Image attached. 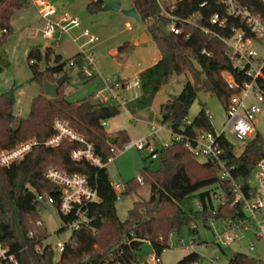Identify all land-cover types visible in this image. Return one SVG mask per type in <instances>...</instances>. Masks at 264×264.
<instances>
[{
	"label": "trees",
	"instance_id": "1",
	"mask_svg": "<svg viewBox=\"0 0 264 264\" xmlns=\"http://www.w3.org/2000/svg\"><path fill=\"white\" fill-rule=\"evenodd\" d=\"M203 1H209L208 5L199 8ZM240 2L264 19V0ZM103 5L101 0L92 1L86 9L94 14L102 11ZM27 7L28 0H0V47L11 34L10 21L14 14ZM133 8L146 24L145 32L155 43L160 59L138 74L140 95L125 103L126 110L132 116L148 110L162 87L167 86L172 78L182 77L184 83L179 94H168L169 99L160 108L161 123L167 125L172 136L193 137L212 131L210 115L205 106H201L192 120L188 119L189 109L200 92L214 96L225 107L231 97L240 94L244 84L251 82L250 77L234 67L225 44L219 39L230 38L232 28L242 29L250 36L247 27L233 19L228 20L226 30L211 27L209 19L214 14L224 15L212 0L178 1L173 14L181 18L199 14L197 24L211 28L215 35H205L197 27L181 24H178L183 28L181 35L166 32L167 21L155 0H133ZM58 42L44 50L36 47L28 52L32 81L39 84L41 92L33 99L27 118L16 117L13 113L14 89L0 95V152L31 140L39 143L22 160L7 167L0 166V242L16 256L18 264H139L138 253L146 242L160 257L168 248L167 240L171 234H179L188 228L189 234L195 236L196 228H192V225L201 223L210 229L209 221L222 222L241 217L240 206L233 204L230 182L220 181L213 163L200 162L182 142L173 138L168 146L156 150L158 169L150 171L145 167L139 177L124 185L119 195L112 188L106 167L71 159L72 151L84 148L82 144L64 139L55 147L44 146L43 143L56 134L55 121L63 122L74 134L91 144L94 154L103 164L114 159L112 150L118 151L130 142L125 131L109 134L101 125L103 121L119 115L120 104L115 101L92 106L94 95L79 101L68 100L64 89L69 77L59 88L57 98L44 96L43 82L53 84L68 70L72 73L77 68L78 76L85 84L97 78L95 75L84 76L81 71L84 58L79 53L69 60L55 55L52 66H49L50 55ZM133 47L132 43L125 42L117 48L116 56L128 53ZM43 55L48 67L41 71ZM225 74L233 78L236 87H229ZM256 83L264 94V68L262 77L257 78ZM100 85L102 88V82ZM187 121H190L189 125ZM255 134L256 138L249 141L239 156L233 155V146L227 141L220 143L229 166L235 169L232 177L245 193L252 171L257 162L264 158V140L258 133ZM109 137L117 138V142L109 144ZM50 168L86 177L100 198L98 204L87 206V215L91 219L89 226L71 231L59 260H56V254L50 247H44L41 253L36 252V248L50 237L40 217L39 211L44 205L37 201L38 195H49L55 200L53 209L64 225L56 233L68 228L73 221L72 216H62L57 210L60 190L44 177L45 171ZM139 178L141 182H138ZM143 186L150 189L149 200L134 202L126 220L120 222L115 209L116 201L124 195H137ZM214 186L227 197L225 204L214 201L209 191ZM157 199L158 211L153 212L152 205ZM195 202L202 204V211L195 209ZM39 222H42L41 226H38ZM30 233L32 238L28 237ZM125 239L129 244L125 243ZM198 259L199 255L192 252L177 264H193ZM260 262L264 264L262 260ZM256 263V258L241 253L234 254L228 260V264Z\"/></svg>",
	"mask_w": 264,
	"mask_h": 264
},
{
	"label": "rangeland",
	"instance_id": "2",
	"mask_svg": "<svg viewBox=\"0 0 264 264\" xmlns=\"http://www.w3.org/2000/svg\"><path fill=\"white\" fill-rule=\"evenodd\" d=\"M45 1L50 3L58 13L68 12L71 16L76 17L81 24V29L88 30L94 38V43L85 47L84 50L91 53L94 58L96 68L94 75L97 78L85 84L79 78L78 70L75 68L64 89L68 100L79 101L89 98L101 89L100 84L103 80L112 83H115L119 78L132 80L142 70L160 59L158 49L152 40L147 44L134 46L124 55L116 56L118 47L125 42L134 41V44L146 29L144 22L126 17L122 13L124 10L133 8V0H101L104 3L119 2L121 10L119 12L100 11L94 14L89 13L86 7L90 2L98 0ZM22 15L23 18L20 17ZM38 19V13L33 6L28 5L27 8L21 10L12 19V30L7 42L0 47V66L2 68L0 95L14 89L13 113L19 118H27L33 99L41 92L39 84L32 81V72L27 62V55L31 48L38 47L44 50L45 41L41 37ZM80 34V30H73L69 36L61 35L54 52L50 55L49 66H52L55 55H60L63 60H69L79 52L77 46L86 41L84 38H80ZM72 39H78L77 44H74ZM183 83L184 78L182 77L172 78L168 84L169 92L166 93L162 87L155 96L151 107L136 116L129 114L125 103L136 99L140 92L139 90L125 91L122 100L118 101L120 113L108 121L109 125L105 128L106 131L109 134L125 131L131 142L150 138L149 140L156 150L168 146L173 137L167 125L161 123L160 108L169 99L168 94L173 96L179 94ZM201 106H205L210 115L212 129L219 132L226 120L223 105L214 96L200 92L189 109V120L197 115ZM153 125L164 126V128L154 133ZM254 129L264 140V110L256 116ZM227 139L234 146V154L239 156L244 150L245 144L236 141L231 136H227ZM147 157L146 151L137 152L135 150L115 155L114 159L107 164L110 183H118L123 189L125 184L139 177L145 167L150 171H156L159 167L158 159L148 158L144 162ZM250 184L257 187L254 174L250 177ZM149 195V187L143 186L137 195L128 194L120 197L115 203L118 220L124 222L133 203L138 200L148 201ZM40 217L50 234L47 240L48 244L54 247L57 243L67 241L71 230L66 228L62 232L56 233L64 225L53 208L44 206ZM220 231L221 228L218 226L208 229L203 224L197 223L195 236L189 234L188 228H184L179 234H171L167 240L168 248L160 255L161 264H177L192 252L203 257H218L226 264L236 253L245 254L264 262V239L256 240L251 232L244 233L242 237L241 234L235 233L238 238L234 242L227 247L219 248L215 243ZM250 243L255 244V252L249 251ZM151 252L152 248L144 245L139 253L144 255ZM57 258L58 254H56Z\"/></svg>",
	"mask_w": 264,
	"mask_h": 264
},
{
	"label": "built area",
	"instance_id": "3",
	"mask_svg": "<svg viewBox=\"0 0 264 264\" xmlns=\"http://www.w3.org/2000/svg\"><path fill=\"white\" fill-rule=\"evenodd\" d=\"M160 8L162 16L166 19L167 24L164 30L174 35H181L183 28L179 26L187 25L197 27L205 35H215L211 28L201 27L197 24L199 14L191 15L188 18H181L173 14L175 5L178 1L182 0H155ZM214 5L220 8L224 15L220 13L214 14L209 19V25L216 27L219 30L228 29L229 19L238 20L245 24L250 36H247L242 29H231V37L224 39L219 38L226 46L229 57L234 67L244 72L251 78V82L244 84L241 87L240 94L231 97L229 103L224 107L226 120L219 132L214 130L208 132H201L193 137L184 135L172 136L174 140L182 142L184 147L200 162H211L214 164L217 177L220 181L230 182L231 193L233 195V204H237L241 209V217L231 219L228 221L214 222L209 221L208 226L214 229L216 226L221 228L220 233L217 234L216 243L217 247H227L234 242L238 237L235 233L241 234L251 232L256 240L264 239V158L259 160L252 171L257 181V187L250 184L249 188L243 192L242 187L232 177V172L235 170L233 166H229L228 160L224 157V151L221 147V141L225 140L231 144L227 136L233 137L236 141L245 144L251 141V137L255 134V118L264 110V94L256 83L257 78L262 77V70L264 68V19L253 12L252 9L243 6L240 0H212ZM209 1H203L199 4V8H205ZM28 5L33 6L39 16L42 27L40 29L41 37L48 47L54 42H58L61 35H68L73 30H80V38L86 41L78 45L79 54L84 58L81 66V71L85 77L94 75L95 62L92 54L84 50L85 47L94 43V38L89 34L86 29H81V24L76 17L71 16L68 12L58 13L57 10L47 3L45 0H28ZM78 39H72L74 44H77ZM45 48V47H44ZM73 62H71V65ZM226 81L229 87H234L235 83L233 78L225 74ZM103 87L94 94V99L100 103L115 101L118 103L122 100L120 93L129 90H139L140 82L138 76L130 79H119L115 83L111 81H101ZM236 87V86H235ZM67 89V88H66ZM187 125L190 121L186 122ZM102 127L108 126V121L101 123ZM164 126L153 125L152 131L155 133L163 129ZM54 130L56 134L46 140L43 145L46 147H55L64 139L75 141L84 146L82 149L72 151L71 159L75 162L85 161L97 167H106L112 159L106 164H103L93 151L92 145L87 144L81 137L74 134L66 124L61 121H55ZM150 139V138H149ZM149 139L140 140L138 142H128L123 147L116 151L112 150L114 155L126 153L131 150L137 152L146 151L151 160H156L158 154L156 149ZM39 143L36 140H31L22 143L11 150H4L0 152V166L7 167L20 160H22L33 147ZM232 145V144H231ZM233 146V145H232ZM166 147V146H164ZM245 148V147H244ZM233 155L234 146H233ZM236 156V155H235ZM251 174V175H252ZM44 177L57 186L60 190L59 204L57 207L58 212L62 216H72L73 221L68 224L71 231H77L82 227L89 226L91 219L87 215V206L90 204H98L100 198L97 191L89 185L88 179L81 175H69L67 173L47 169ZM251 177V176H250ZM141 182V178L138 179ZM114 192L119 195L123 192L122 187L118 184H112ZM214 196V201L218 204H225L227 197L219 190L217 186L209 189ZM37 201L45 207L53 208L55 200L49 195H38ZM194 207L197 211H202L203 206L200 202H195ZM42 215V210L39 211ZM43 222V221H42ZM38 223V226L42 225ZM44 223V222H43ZM196 228V225H192ZM95 233L96 231L93 230ZM32 238V234L28 235ZM125 243L129 241L125 239ZM145 245L150 246L149 242ZM44 247H50L58 258L64 250V242L57 243L54 247L43 242L42 246L36 248L37 253H41ZM192 248V246L190 245ZM249 251L255 252L256 247L254 243L249 244ZM140 260L139 264H160V257L152 250L151 253L141 255L138 253ZM256 264H263L260 259H257ZM0 264H18L16 256L10 252L0 242ZM193 264H226L218 257H203L199 255V259ZM228 264V263H227Z\"/></svg>",
	"mask_w": 264,
	"mask_h": 264
},
{
	"label": "water",
	"instance_id": "4",
	"mask_svg": "<svg viewBox=\"0 0 264 264\" xmlns=\"http://www.w3.org/2000/svg\"><path fill=\"white\" fill-rule=\"evenodd\" d=\"M121 10V4L119 2H108L105 3L102 7V11L103 12H119ZM123 15H125L126 17L132 18L136 21L140 20V17L138 15V13L136 12V10L134 8L129 9V10H124L122 11ZM151 41L150 37L148 36V34L144 31L141 33V35L139 36L138 40L133 44L134 46H138V45H144L147 44ZM46 48V46H45ZM46 57L43 55L42 60H41V71H44L47 69V65L45 63ZM71 74V70H68L63 76H61L60 78H58L56 80L55 83L51 84L48 81H44L43 82V93L44 96L49 98V99H55L58 97V90L60 87H62L66 80L68 79L69 75ZM170 90V87L167 85L164 87V91L166 93H168ZM101 103L97 100H92L91 101V105L92 106H99ZM256 138V134H253L251 137V140ZM108 143L111 145H114L117 142V138H112L109 137L108 138ZM158 205H159V199L156 200V202L153 205L152 211L153 212H157L158 211Z\"/></svg>",
	"mask_w": 264,
	"mask_h": 264
},
{
	"label": "crops",
	"instance_id": "5",
	"mask_svg": "<svg viewBox=\"0 0 264 264\" xmlns=\"http://www.w3.org/2000/svg\"><path fill=\"white\" fill-rule=\"evenodd\" d=\"M105 4V3H104ZM23 10V9H22ZM21 11V10H20ZM20 11H18V12H16L15 14H14V16L17 14V13H19ZM13 16V17H14ZM13 17H12V19H13ZM21 18H23L24 16L22 15V16H20ZM26 17V16H25ZM12 19H11V21H10V26L12 25ZM38 24H39V27H40V29H41V27H42V24H41V21H40V19H38ZM11 29H12V26H11ZM134 42V41H133ZM133 42H131L132 44H133ZM46 46V43L44 44V47ZM76 55V54H75ZM159 61V60H158ZM158 61H156L155 63H152L151 65H149V67H152L153 65H155ZM149 67H147V68H149ZM146 68V69H147ZM145 70V69H144ZM143 71V70H142ZM141 71V72H142ZM70 76V75H69ZM120 79V78H119ZM118 79V80H119ZM123 79H125V78H123ZM121 80V79H120ZM160 92V91H159ZM120 95L123 97L124 96V92L122 93H120ZM140 114V113H139ZM108 125H109V123H108ZM106 168H107V166H106Z\"/></svg>",
	"mask_w": 264,
	"mask_h": 264
}]
</instances>
